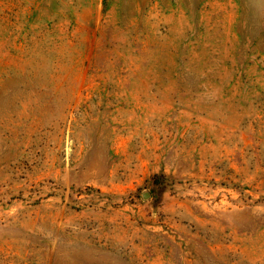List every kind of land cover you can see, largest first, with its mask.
I'll use <instances>...</instances> for the list:
<instances>
[{
	"label": "rangeland",
	"instance_id": "rangeland-1",
	"mask_svg": "<svg viewBox=\"0 0 264 264\" xmlns=\"http://www.w3.org/2000/svg\"><path fill=\"white\" fill-rule=\"evenodd\" d=\"M0 264H264V0H0Z\"/></svg>",
	"mask_w": 264,
	"mask_h": 264
},
{
	"label": "water",
	"instance_id": "water-1",
	"mask_svg": "<svg viewBox=\"0 0 264 264\" xmlns=\"http://www.w3.org/2000/svg\"><path fill=\"white\" fill-rule=\"evenodd\" d=\"M146 198V197H145Z\"/></svg>",
	"mask_w": 264,
	"mask_h": 264
}]
</instances>
